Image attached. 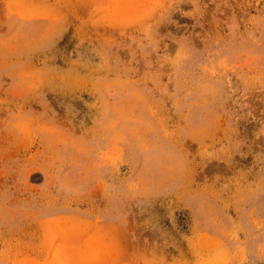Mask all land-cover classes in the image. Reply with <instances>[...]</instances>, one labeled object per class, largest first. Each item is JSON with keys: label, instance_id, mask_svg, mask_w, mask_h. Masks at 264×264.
<instances>
[{"label": "rangeland", "instance_id": "1", "mask_svg": "<svg viewBox=\"0 0 264 264\" xmlns=\"http://www.w3.org/2000/svg\"><path fill=\"white\" fill-rule=\"evenodd\" d=\"M0 264H264V0H0Z\"/></svg>", "mask_w": 264, "mask_h": 264}]
</instances>
